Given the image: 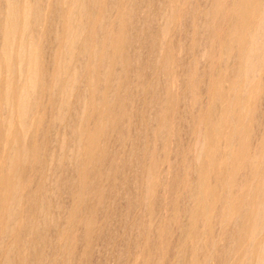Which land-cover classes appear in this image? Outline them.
Masks as SVG:
<instances>
[{"label":"rangeland","instance_id":"rangeland-1","mask_svg":"<svg viewBox=\"0 0 264 264\" xmlns=\"http://www.w3.org/2000/svg\"><path fill=\"white\" fill-rule=\"evenodd\" d=\"M61 1L28 3L40 79L23 131L0 48V264H264V0L249 32L239 0H85L89 50L68 65Z\"/></svg>","mask_w":264,"mask_h":264},{"label":"bare ground","instance_id":"bare-ground-1","mask_svg":"<svg viewBox=\"0 0 264 264\" xmlns=\"http://www.w3.org/2000/svg\"><path fill=\"white\" fill-rule=\"evenodd\" d=\"M20 1L22 2L21 4H20ZM92 1V0H91ZM232 1V0H231ZM261 0H259L258 1V3L260 2ZM34 2H36V1H33V3ZM37 2H39V1H37ZM253 0H239V2H238V5L236 6V7H238L237 9H236V12H237V16H238V19H236V20H234L235 22L237 21V20H239V23H241V26H242V28H243V31L245 32H249V29H250V22L251 21H253L254 20V18L255 17H257V15L259 14V12H258V8H259V6L256 4V2H254V4H256L257 6H258V8H257V12H258V14H256V5L255 6H252V4H253ZM6 3H7V10H6V17L4 18V26H3V28L1 29V31H3V32H0L1 34H2V45L0 46V48L2 49V56H4L5 58L4 59H6V68H7V70H6V72H9L8 74H10L11 72H10V70H13L14 69V71H15V69H16V72L18 71L19 72V74L20 75H18V76H20V81L18 82V83H15V84H17V88H16V85L13 83V82H15L16 80H14V78L16 79V75L14 76V75H7L8 77L9 76H14V78L13 77H11L10 78V80L9 81H7V83H9V82H11V84L13 83L15 86L12 88V90L14 89V90H17L19 93H17V96L15 97V99L17 98V104L16 105H18V113L20 114V118H18L19 119V124H20V129H22V130H20L19 129V131H23L25 128H27L28 127V117L31 115V114H29V110H30V108L32 107V109H33V105L31 106V99H32V95L35 93L34 91H35V85L37 84V82L36 81H39V79L40 78H38L37 77V68H38V63H37V49H36V38L34 37V35H33V32H34V27H36V24H37V22L39 21V17H40V13L41 12H39V10H40V8L38 9V8H35V9H33L31 6V3H30V5L31 6H29L28 5V3H29V0H6ZM32 3V4H33ZM56 3V2H55ZM59 3V2H58ZM222 3V2H221ZM37 3H35V5H36ZM92 4H95V3H92ZM229 4H232V3H229ZM237 4V3H236ZM223 5V4H222ZM39 6H41V5H39ZM59 6H60V8H59V12L62 10L63 11V13L64 14H62V17H63V24H62V28H61V30L63 31V38H62V44H63V52H64V60H63V62H64V65L68 62V61H70L71 59H72V57H74V55H75V53L76 52H78V55L80 54V53H82V54H84L85 52H86V50L88 49V42H81V39H82V35L85 33V28H84V19L86 18V16H87V13H92V11H90V12H88L87 11V7H86V3H85V0H70V1H68V0H64V1H61L60 3H59ZM58 6V7H59ZM219 6V5H218ZM230 6V5H229ZM93 7V6H92ZM42 8V7H41ZM57 8V7H56ZM58 9V8H57ZM61 9V10H60ZM220 9V8H219ZM233 9V8H232ZM260 9V8H259ZM42 10V9H41ZM40 10V11H41ZM219 11V10H218ZM230 11H231V9H230ZM229 12V11H228ZM43 13V12H42ZM58 13V12H57ZM236 14V13H235ZM259 16H260V14H259ZM61 17V18H62ZM87 17H89V16H87ZM230 17H231V14H230ZM61 18H60V20H61ZM231 18H229V20H230ZM257 19V18H256ZM232 20V19H231ZM62 21V20H61ZM233 21V20H232ZM261 21V20H260ZM264 21V20H263ZM232 23H234V22H232ZM231 23V24H232ZM239 23H237V24H239ZM258 23H260V22H258ZM253 24V23H252ZM235 25V24H234ZM234 25L233 26H231L232 28L234 27ZM237 26V25H236ZM239 27H241L240 25H238ZM86 27V26H85ZM237 28V27H236ZM236 28H234L235 30H237ZM261 28H263V27H261ZM60 29V28H59ZM60 30V31H61ZM238 30H239V28H238ZM242 31V30H241ZM84 32V33H83ZM164 32H166L165 30H164ZM36 33V32H35ZM34 33V34H35ZM242 33V37H241V40H240V38H239V40L241 41L240 42V45H239V48H238V50H239V53H238V51H237V55L238 56H245V55H247V53L248 52H246L247 50H246V47L244 46V44L246 43V38H245V35H244V33L243 32H241ZM246 34V33H245ZM19 35V36H18ZM120 35V34H119ZM164 35H166V33L164 34L163 33V36L162 37H164ZM19 37V48H18V50L17 49H15V51H13V52H16L14 55H15V60H12V58H14L13 56V52H11V49L13 48V47H15V45L13 46V44H15V39H17ZM31 37H34V39H35V41L31 38ZM120 37V36H119ZM233 37V36H232ZM29 38V39H28ZM60 38V37H59ZM116 38H118V37H116ZM107 39H109V40H111V38H107ZM163 39V38H162ZM234 39H236V37L234 36ZM238 39V38H237ZM253 39V38H252ZM15 40V41H14ZM27 40H29V44H30V46H29V48L28 49H26V46H25V43L27 42ZM87 40V39H86ZM85 40V41H86ZM105 40H106V38H105ZM159 40V39H158ZM164 40V39H163ZM16 42H18V41H16ZM236 42H237V40H236ZM254 42V41H253ZM38 43V42H37ZM61 43V42H60ZM114 43H115V45H114ZM159 43V42H158ZM250 43H251V41H250ZM262 43V42H261ZM27 44V43H26ZM104 44H105V42H104ZM238 44V43H237ZM16 45H17V43H16ZM18 45H17V47H18ZM120 45H121V39L120 40H118L117 42H113V46H114V51L115 52H117L118 51V49L120 48ZM107 46H109V44H107ZM113 46L111 47V46H109V48H112V52H113ZM103 47V46H102ZM158 47H160V46H158ZM249 46H247V48H248ZM251 47V46H250ZM162 48V47H161ZM252 48H253V46L250 48V50H251V53H252ZM0 49V50H1ZM160 49V48H159ZM89 50V49H88ZM161 51V50H160ZM254 51H256V49L254 50ZM254 51H253V54L252 55H254L255 53H254ZM260 51H261V46H260ZM262 51H263V48H262ZM257 53H258V51H257ZM114 54V53H113ZM112 54V55H113ZM117 54V53H116ZM240 54V55H239ZM250 54V53H249ZM248 54V55H249ZM260 54H263V52L262 53H260ZM259 54V56L261 57H259V58H257L258 60L260 59V61H261V59L263 58L262 56L264 55H260ZM236 55V56H237ZM251 55V56H252ZM79 56H81V55H79ZM82 57V56H81ZM257 57V56H256ZM248 58H251L250 56L248 57ZM115 59V58H114ZM255 59V58H254ZM250 61H251V59H249ZM249 60H248V62H249ZM262 60H264V58L262 59ZM259 61V62H260ZM258 62V61H257ZM258 62V63H259ZM36 63H37V65H36ZM252 63V62H251ZM251 63H250V65H251ZM257 63V64H258ZM69 64V62L67 63V65ZM249 64V63H248ZM256 64V66H259V64L257 65ZM129 65H131V64H129ZM36 66H37V68H36ZM63 66V65H62ZM246 67V68H245ZM252 67L254 68V65H252ZM62 68V67H61ZM65 68H67L66 66H65ZM65 68L63 67V69H64V71H65ZM69 68V67H68ZM248 67H247V65L246 66H244V71L243 72H245L246 73V76L245 77H248V79H250L251 80V78H253V76H254V79H255V75L257 74V72H256V69H255V75H253L252 77L251 76H249V73H252L253 74V71H254V69L252 68V70L253 71H251V72H248V71H250L251 70V68H250V70H249V68L247 69ZM257 68V71H258V67H256ZM243 69V68H242ZM248 70V71H247ZM67 71H69V69L67 70L66 69V73H67ZM247 71V72H246ZM240 72V71H239ZM65 73V72H64ZM63 73V74H64ZM241 73V72H240ZM248 73V74H247ZM13 74V73H12ZM16 74V73H15ZM18 74V73H17ZM251 75V74H250ZM6 76V77H7ZM56 76H57V79H58V81L60 80V79H63L64 81H62V83H64L63 84V86H64V89L66 90L69 86H70V84L73 82V80L74 79H76V78H71V77H69V76H67L66 74L65 75H62L61 74V72H60V74L58 73V74H56ZM249 77H251V78H249ZM256 77H257V75H256ZM18 79V77H17V80H19ZM14 80V81H13ZM250 80H247L246 79V81H250ZM13 81V82H12ZM252 81V80H251ZM39 83V82H38ZM74 83V82H73ZM247 83V82H246ZM5 85H8V84H5ZM38 85V84H37ZM40 86V85H39ZM62 86V87H63ZM6 87V86H5ZM9 86H7L6 88L8 89H6L5 88V90H6V92L4 93L3 92V96H4V102L6 103H4L7 107H8V109H9V107H10V105H11V103L10 104H8L9 103V100H10V96L12 95L13 96V94H12V92H11V88L9 89L8 88ZM10 87H12V86H10ZM250 87V86H249ZM38 88V87H37ZM40 88V87H39ZM38 88V89H39ZM247 89V88H246ZM249 89V88H248ZM245 93V92H244ZM15 94H16V92H15ZM36 96V95H35ZM240 96V95H239ZM12 98H14V97H12ZM64 98V97H63ZM240 98V97H239ZM238 98V99H239ZM244 98V97H243ZM241 100L243 101L244 99H242L241 98ZM244 102V101H243ZM245 102H246V100H245ZM239 104V103H238ZM243 104V103H242ZM9 105V106H8ZM35 105V104H34ZM240 105H241V103H240ZM243 105H245V103L243 104ZM242 105V106H243ZM12 106H13V104H12ZM246 106V105H245ZM5 107V106H4ZM241 107V106H240ZM31 109V110H32ZM10 110V109H9ZM241 110H242V108H241ZM244 112V111H243ZM242 112V113H243ZM31 113V112H30ZM241 113V114H242ZM27 114H29V116L27 115ZM224 114V113H223ZM5 116H7V114L5 115ZM214 116V115H213ZM19 117V116H18ZM5 118H9V116L8 117H4V119ZM3 119V122L5 121ZM215 121V120H214ZM2 122V121H1ZM3 122H2V125H7V123L6 122H9V121H7V119H6V122H4V124H3ZM11 122V121H10ZM10 124V123H9ZM211 125H213V124H211ZM9 126H11V124L9 125ZM27 126V127H26ZM8 127V126H7ZM213 127H215V126H213ZM2 128H3V126H2ZM10 128V127H9ZM12 128V127H11ZM216 128V127H215ZM6 129L7 128H5V131H6ZM8 130V129H7ZM26 130V129H25ZM2 131V130H1ZM12 131V130H11ZM10 131V132H11ZM7 133L9 132V130L8 131H6ZM25 132V131H24ZM23 132V133H24ZM27 132V131H26ZM26 132H25V134H26ZM5 133V132H4ZM3 133V134H4ZM212 133V132H211ZM214 133V132H213ZM9 134V133H8ZM3 136V135H2ZM9 135H7V137H8ZM6 137V135L5 136H3V139ZM198 139H200V138H198ZM5 140V139H4ZM200 141V140H199ZM200 143L201 142H199V146H200ZM264 147V146H263ZM203 148V147H202ZM14 150V149H13ZM16 150V149H15ZM199 150V149H198ZM201 151V150H200ZM200 155H198V157H199ZM12 158V157H11ZM13 158L15 159V157L13 156ZM12 158V159H13ZM13 159V160H14ZM198 159V158H197ZM10 160V159H9ZM200 180H202L201 179V177H200ZM201 182V181H200ZM202 183H203V180H202ZM260 184H262V183H260ZM202 185L203 184H201V188H202ZM258 187H261L260 185L258 186ZM13 190H15V187L13 188ZM198 190V189H197ZM258 190V189H257ZM256 190V191H257ZM260 190V189H259ZM201 191V190H200ZM15 192H17V190L15 191ZM198 192V191H197ZM11 194H13V192H11ZM11 194H10V196L9 197H11ZM262 196V195H261ZM255 198L257 197V196H254ZM255 198L253 199V200H255ZM8 199H10L9 201H11V202H8V203H11L12 204V207L14 208V206H15V204H14V206H13V203L15 202H13V200L15 199V197H13L12 199L11 198H8V196H6L5 197V202H6V200H8ZM252 201V200H251ZM248 202V201H247ZM256 202V201H255ZM255 202H254V204H255ZM264 202V201H263ZM15 203H17V202H15ZM238 203V202H237ZM239 203H241V201L239 202ZM248 203H250V202H248ZM10 204V205H11ZM242 204H243V201H242ZM247 204V203H246ZM7 205H9V204H7ZM240 204H238V206H239ZM243 205H245V204H243ZM237 207V206H236ZM242 207V206H241ZM253 208H255V205L254 206H252ZM257 207V206H256ZM262 209H263V206L261 207ZM256 209V208H255ZM249 210V209H248ZM247 210V213H249V211ZM253 210V209H252ZM257 210H255V212H256ZM264 212V210L260 213V211H259V213H260V215L262 214ZM246 213V212H245ZM244 213V214H245ZM250 214V213H249ZM248 214V215H249ZM248 215H246V217L248 216ZM249 218H250V216H248V218H246V219H248V221L249 222H251L252 223V218L249 220ZM258 218V217H257ZM263 219H264V217H263ZM258 221H259V219H258ZM263 221V220H262ZM262 221H259V222H262ZM255 222V221H254ZM257 222V221H256ZM264 222V221H263ZM262 224V223H261ZM245 226V225H244ZM243 226V227H244ZM247 226V225H246ZM246 226H245V228H246ZM257 226V225H256ZM260 226V225H259ZM248 228H249V224H248V226H247ZM251 227V226H250ZM262 227H263V225H262ZM251 228H249V230H250ZM246 230V229H245ZM248 230V229H247ZM242 231V230H241ZM257 231V230H256ZM258 231H259V229H258ZM262 231V230H261ZM244 232V231H243ZM260 232V231H259ZM263 232V231H262ZM252 234L251 235H253V236H255L254 235V232H251ZM243 234V233H242ZM247 234H248V232H247ZM256 234V233H255ZM241 235V234H240ZM245 236H246V234H244ZM243 235V236H244ZM247 236H249V235H247ZM241 238H242V235H241ZM249 238V237H248ZM251 238V237H250ZM243 239V238H242ZM253 239V238H252ZM255 239V238H254ZM256 240V239H255ZM258 240V239H257ZM243 241V240H242ZM247 241V240H246ZM262 242V241H261ZM264 242V241H263ZM248 243V242H247ZM250 243H252V244H254L253 243V240H252V242H250V240H249V244ZM258 242L256 241V244H257ZM256 244H254V247H256V246H259V245H256ZM251 245V244H250ZM250 245L248 246V247H250ZM264 245V244H263ZM262 245V246H263ZM245 246H246V244H245ZM261 246V247H262ZM257 248H259V247H257ZM264 248V247H263ZM249 251H250V249H249ZM251 251H255V250H251ZM261 251V250H260ZM254 252H252V254H253ZM262 253V252H261ZM257 254H258V252H257ZM255 255V254H254ZM260 257V256H259ZM263 258V257H262ZM261 259V258H260ZM264 259V258H263ZM261 263H263V262H261Z\"/></svg>","mask_w":264,"mask_h":264}]
</instances>
